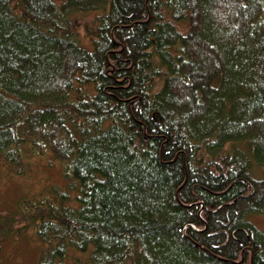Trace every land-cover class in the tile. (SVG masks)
<instances>
[{"label":"trees","instance_id":"trees-1","mask_svg":"<svg viewBox=\"0 0 264 264\" xmlns=\"http://www.w3.org/2000/svg\"><path fill=\"white\" fill-rule=\"evenodd\" d=\"M35 168L39 264H264V0H0V181Z\"/></svg>","mask_w":264,"mask_h":264},{"label":"rangeland","instance_id":"rangeland-1","mask_svg":"<svg viewBox=\"0 0 264 264\" xmlns=\"http://www.w3.org/2000/svg\"><path fill=\"white\" fill-rule=\"evenodd\" d=\"M257 171L260 176H264L263 169ZM58 177L56 169H37L28 179L16 177L7 183L8 179L0 181V214L13 215L7 217L11 221L10 229L0 230V264H39L41 243L35 235V224L22 216L24 209L19 204V198ZM251 219L264 230V211L253 214Z\"/></svg>","mask_w":264,"mask_h":264},{"label":"bare ground","instance_id":"bare-ground-1","mask_svg":"<svg viewBox=\"0 0 264 264\" xmlns=\"http://www.w3.org/2000/svg\"><path fill=\"white\" fill-rule=\"evenodd\" d=\"M38 168H35L33 171H35V170H37ZM10 176L9 177H7L6 179H4V180H7L6 181V183L8 182V181H11L12 179H14V178H16V177H20L18 174H15V173H10L9 174ZM32 176V174H27V175H25V176H23V177H26V179H28V178H30ZM49 182H51V180L50 181H48L46 184H44V185H47V184H49ZM43 185V186H44ZM32 192V191H31ZM27 194H29V193H27Z\"/></svg>","mask_w":264,"mask_h":264}]
</instances>
